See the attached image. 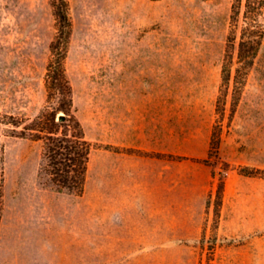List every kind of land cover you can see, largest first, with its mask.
<instances>
[{"label": "rangeland", "instance_id": "1", "mask_svg": "<svg viewBox=\"0 0 264 264\" xmlns=\"http://www.w3.org/2000/svg\"><path fill=\"white\" fill-rule=\"evenodd\" d=\"M57 1L0 0V264H264V40L238 61L233 0H65V110ZM53 113L91 145L80 194Z\"/></svg>", "mask_w": 264, "mask_h": 264}, {"label": "trees", "instance_id": "2", "mask_svg": "<svg viewBox=\"0 0 264 264\" xmlns=\"http://www.w3.org/2000/svg\"><path fill=\"white\" fill-rule=\"evenodd\" d=\"M56 16L59 34L52 49L58 56L49 65L47 81L50 97L60 94V106L65 110L72 103L71 87L65 76L61 56L71 26L65 0L56 2ZM229 22L228 47L237 49L238 61L250 67L264 40V0H233ZM229 58H234L232 53ZM224 74L229 79L231 71L225 70ZM51 121L56 129L38 130L45 133L43 139L52 179L61 188L80 194L84 190L91 145L76 118L71 116L63 122H56V115L53 113Z\"/></svg>", "mask_w": 264, "mask_h": 264}, {"label": "water", "instance_id": "3", "mask_svg": "<svg viewBox=\"0 0 264 264\" xmlns=\"http://www.w3.org/2000/svg\"><path fill=\"white\" fill-rule=\"evenodd\" d=\"M65 118H66V116L64 114H62V113L57 116V120L58 121H64Z\"/></svg>", "mask_w": 264, "mask_h": 264}]
</instances>
